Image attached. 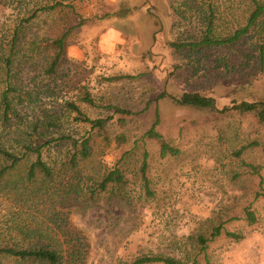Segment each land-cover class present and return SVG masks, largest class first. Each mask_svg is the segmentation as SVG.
I'll list each match as a JSON object with an SVG mask.
<instances>
[{
  "label": "rangeland",
  "instance_id": "374dc122",
  "mask_svg": "<svg viewBox=\"0 0 264 264\" xmlns=\"http://www.w3.org/2000/svg\"><path fill=\"white\" fill-rule=\"evenodd\" d=\"M82 7L95 17L72 31L57 73L46 74L48 51L40 43L76 25L77 12L71 11L81 14ZM253 9L252 0H0V95L10 83L18 91V98L11 94L17 116L0 128V148L21 154L23 144H44L42 157L53 172L50 179L39 174L28 181L35 159L30 154L6 173L0 182V239L10 240L11 222L38 231L29 246L50 237L58 241L60 231L81 234L89 244L86 264H128L146 254L181 264H264V124L252 113L218 114L170 98L197 93L214 98L219 109L264 100L256 33L228 46L172 45L199 41L209 22L215 35L228 36ZM15 31L16 54L7 74ZM113 33L118 38L110 42ZM74 43L84 55L71 53ZM127 74L135 77L115 79ZM162 92L168 96L156 100ZM69 101L89 119H110L93 128L68 109ZM156 108L157 129L179 149L177 156L162 157L158 141L144 138ZM89 136L90 155L74 166L71 140L63 137L80 142ZM145 152L151 196L140 174ZM116 166L128 180L130 198L108 191L91 199L78 194L79 184L91 185ZM252 166L261 167L259 175ZM247 207L256 217L252 224ZM59 219L66 220L65 230L54 223ZM219 225L221 234L211 239ZM200 235L208 239L205 246ZM0 264L35 263L1 257Z\"/></svg>",
  "mask_w": 264,
  "mask_h": 264
},
{
  "label": "trees",
  "instance_id": "16d2710c",
  "mask_svg": "<svg viewBox=\"0 0 264 264\" xmlns=\"http://www.w3.org/2000/svg\"><path fill=\"white\" fill-rule=\"evenodd\" d=\"M254 9L251 12L247 23L234 31V33L228 36L215 35L213 31L212 23L209 22L206 28V33L199 40L191 43H173L172 45L178 49L182 48H199L202 46L212 47V46H228L240 42L246 36H249L251 33H256L257 35V48H258V72L264 75V0H252ZM73 7L71 5H68ZM56 5H52L49 9H54ZM73 11L77 12L74 8ZM38 11H35L30 17L24 18V21H29L31 18H34L38 15ZM77 15V20L79 21L76 25L69 26L65 31L62 32L57 37L48 38L43 40L40 45L45 50L48 51L46 55V63L44 66L45 73L48 75H54L57 73V70L63 61L64 56L67 54L68 39L72 31L84 24L86 21L80 13ZM18 31H15L13 39L10 44V53L5 57L6 61V72L9 74L11 66L13 64L14 55L16 54V44L18 40ZM39 44V43H38ZM134 75H119L115 77L117 80L122 79H131L134 78ZM12 93L16 94L18 98L17 88L13 85H8L0 95V128L5 130L11 126V120L14 116H17V113L14 109V97ZM168 95L165 92L160 93L157 96V99H163ZM172 98L177 104L182 106H187L191 108H196L199 110H210L212 112H217L218 114H225L229 111H239L241 113H252L254 114L259 122L264 124V100H258L255 102H241L239 104L233 105L231 107L225 106L219 109L215 103V99L208 96H202L197 93H184L180 99ZM86 100H91L90 97ZM68 109L76 112L81 115V120L89 122L92 124L93 128H102L104 123L110 119H89L85 117L80 108L72 101L67 103ZM117 113H122L126 115L133 114L130 110L125 109H116ZM156 117L151 127L145 132L144 138L148 137L149 139H154L158 141L160 146V154L162 157L167 155L177 156L179 155V149L173 147L165 139L164 135L158 131L157 127L160 124V115L159 109L156 108L155 111ZM63 139H70L72 144V152L70 155V163L74 166L78 164L79 159L86 158L90 155V140L91 137H84L80 142L77 139L70 137H63ZM46 145L40 144L36 146H31L28 144H23L24 151L21 154L9 152L6 149L0 148V154L6 161V165L0 166V182L6 175L9 170L17 168L20 164L25 161L30 154L35 155V159L30 163L27 172L26 178L28 181H36L39 174L43 176L44 179H50L52 177V168L47 165L43 160V148ZM248 146L243 147L239 154L242 153ZM149 166L148 162V153H144V158L140 166V174L144 180L143 188L146 191L148 196H151L153 193L149 187V180L147 179V169ZM253 171L256 174H260L261 167L252 166ZM91 185H81L77 187L78 194H81L85 198L91 199L96 198V195L101 194L102 192H110L111 194L123 195L124 197L130 198V192L127 191L128 180L125 178L121 167L116 166L108 170L102 177L96 181L91 179ZM263 180L260 179V186H262ZM110 188V189H109ZM86 194L89 197H86ZM264 194V193H263ZM259 194H256L255 198H258ZM246 220L252 224L255 222L256 217L254 212L251 210V207H247L245 210ZM54 223L57 225L59 230H65L66 220L59 219L58 222L55 220ZM223 229V225H219L213 229L211 232V239L218 237ZM38 231H31L23 229L21 225L17 223L10 222V233L6 237L9 239H0V258L9 257L10 259L17 260L18 262L32 261L35 264H86V257L88 254L89 244L87 240L79 233L72 232L69 230L60 231V238L50 237L49 242H44L43 240L40 243H34V245H26L28 240L33 239L35 234ZM227 236L234 238L235 240H240L243 238L242 234L235 232H227ZM43 239L44 236H39ZM198 240L202 245H206L208 239L200 235ZM151 263H162V264H181V261L164 255H140L135 259L130 261L128 264H151ZM192 264H196V260Z\"/></svg>",
  "mask_w": 264,
  "mask_h": 264
},
{
  "label": "crops",
  "instance_id": "0c3cea01",
  "mask_svg": "<svg viewBox=\"0 0 264 264\" xmlns=\"http://www.w3.org/2000/svg\"><path fill=\"white\" fill-rule=\"evenodd\" d=\"M84 14H86V15H84ZM92 14H96V13H93L89 8H87V7H82V10H81V15H82V17L86 20L85 22H84V24H83V26L89 21V18H93V17H95L94 15H92ZM110 39V42H113L116 38H118V35H115V33H113V36H111V37H109ZM106 34H101V36H100V38H99V46L101 47V48H104L105 46H104V44H105V42H106ZM108 40V41H109ZM101 48H100V50H101ZM71 53L72 54H75V55H78L79 56V54L80 55H84V49H83V47H81L80 45H76L75 43L74 44H72L71 45ZM102 51H105V50H102Z\"/></svg>",
  "mask_w": 264,
  "mask_h": 264
}]
</instances>
